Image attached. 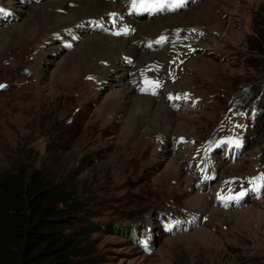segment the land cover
<instances>
[{"label":"rangeland","instance_id":"obj_1","mask_svg":"<svg viewBox=\"0 0 264 264\" xmlns=\"http://www.w3.org/2000/svg\"><path fill=\"white\" fill-rule=\"evenodd\" d=\"M52 1L0 0V175L23 162L73 185L88 220L120 229L92 230L96 264H264V109L252 103L264 94V0H196L212 20L163 23L170 67L159 74L165 61L149 53L146 76L173 82L174 96L140 94L165 105L149 114L114 72L102 79L106 61L79 67L75 50L100 30L77 26L76 0ZM191 1L155 16L175 20Z\"/></svg>","mask_w":264,"mask_h":264},{"label":"trees","instance_id":"obj_2","mask_svg":"<svg viewBox=\"0 0 264 264\" xmlns=\"http://www.w3.org/2000/svg\"><path fill=\"white\" fill-rule=\"evenodd\" d=\"M252 103L264 109V94ZM56 176L23 162L0 175V264H96L86 243L92 230H120L88 220L94 213L76 188Z\"/></svg>","mask_w":264,"mask_h":264},{"label":"bare ground","instance_id":"obj_3","mask_svg":"<svg viewBox=\"0 0 264 264\" xmlns=\"http://www.w3.org/2000/svg\"><path fill=\"white\" fill-rule=\"evenodd\" d=\"M69 1L70 0H58L60 7H62L63 10H68L69 6H71V4H70L71 1L70 2ZM76 1L78 2V6L72 5V8L75 10L78 9L77 12H78V15L80 17L79 18L80 23L77 26H80L82 23L88 24L89 22H91L90 25H92L93 27H96L98 30H100V32L95 33L96 34L95 37H92L90 39L83 41L78 46V48L75 50L76 51L75 54L77 56V59L80 62L79 67L80 68H84V67L86 68L87 67V64L85 63L86 57H99V58L103 59L104 61H106L109 64V66L105 70V72H107V73L103 72L102 79H106V78L111 77L113 72H114L116 76L112 77L113 78L112 82L116 85V87H117L116 89H118L119 92L122 94V96H121V94H120V96L121 97H123L125 95L127 97L131 96L130 102H132L133 108L135 110L141 111L145 114L151 113L152 108H154L156 110H160V109L163 110L165 105L163 103H161V101H158L154 98L141 96L140 94L144 93V94H148L149 96H151V94L163 93L166 96H168L169 98L174 96L173 95L174 84H172L173 82L171 83L169 80L162 79V78L158 79L159 76L156 79H151L150 77L146 76L148 73L151 72L149 70V68L147 66H145L146 63H149V61H151L157 57V55L155 57H151L149 55L150 56L149 57L148 56L149 53H160V56L158 58L162 59V61H165V66H164L165 69L164 70L161 69L162 71H159V74L163 73L164 71L167 72L169 70V67H170L169 66V55L173 51V46L177 43L173 42L174 39H171L170 36L164 32V29L167 26L169 28V26L172 24H163V23L168 22V21H175V22L182 21V20L184 21V20H187V18H189V16L192 14H196V16H198L200 18V20L203 19L202 22L203 21H205V22L209 21L211 18L215 17V16H213V12H212L210 7L206 8V6L199 4L198 1H196V0H192V1L189 0V1H191L190 5L192 4L193 7L191 8V7H189L190 5H188L186 10H188V9L189 10L183 11L182 13H179V16L175 20H173L171 18H165V20H164V18H159L161 16H154L153 18H151V16H149L147 14H141L139 16L129 14L128 13V9H129L128 6L132 2V0H96V1H94V0H76ZM51 2H54V1L51 0ZM58 2L55 3V5L57 4L56 7H58ZM88 2H91V3H88ZM50 4H52V3H50ZM195 4H196V6H194ZM36 8L37 7L33 6L30 10H23L26 14L25 20L28 19L29 17H31V15L33 14V12ZM40 8H41V6H40ZM194 8H195V10H194ZM71 12H72V10H71ZM49 15H50V12H49ZM70 15H72V14H70ZM35 17L37 18V16H35ZM35 17H33V18H35ZM57 17L60 18L59 20L68 19V18H63L61 16H57ZM75 18H76V16H75ZM149 18H151V19H149ZM40 19H41V17H40ZM47 19H49V18H47ZM189 19H191V18H189ZM37 20H39V18H37ZM50 20L52 22H54L53 26H56L59 23V22L58 23L56 22V19L54 17H51ZM110 20H112L114 22V29L111 30L110 29L111 26L108 29H110L111 31H114V32H112L110 34H106L107 33V25L110 24L109 23ZM152 20H154V21L150 22L148 24V22L152 21ZM61 22H63V21H61ZM95 23H98V24H95ZM161 24H163V25L160 28L154 29ZM77 26H75V27L77 28ZM151 26H155V27L150 28ZM11 28L17 34L21 35L22 30L19 28V26L14 25ZM37 29H39V27H37V26L32 27V28L27 27V31L25 32V34L26 35H28L29 33L34 34V32ZM77 29L79 30V32H81V27H78ZM93 31H94V29H93ZM69 33H71L72 35H78V34L73 33V31H71V30L69 31ZM195 35L196 34L191 33L189 35V37H192L191 39H193L197 36V35L196 36ZM197 37H199V36H197ZM104 38L107 39L110 44L107 43L108 45H105V46H107V48H105L104 45L102 44L105 49L100 50L99 47L101 46V43H103ZM182 39H184V38H182ZM200 40L203 41L204 38H202L200 36ZM149 41H151V43H152L151 44L152 46H150V47H156L157 45L153 44V42L156 41L158 46H159V49L157 51H149V50L145 51L144 44H146ZM158 42L160 43V45ZM168 48H172V50L169 51ZM205 48L206 47H203V49H205ZM166 49H167V51H165ZM128 60H130V62H128ZM135 67H137L138 84L139 85L135 84L132 81V78H133L132 75L135 74V70H134ZM153 72L156 73L157 71L154 70ZM90 77H91V75H90ZM149 79L153 80L152 81L153 87L152 86H150V87L144 86V81L149 80ZM154 84H156V85L154 86ZM147 117L149 119V116H147Z\"/></svg>","mask_w":264,"mask_h":264},{"label":"snow or ice","instance_id":"obj_4","mask_svg":"<svg viewBox=\"0 0 264 264\" xmlns=\"http://www.w3.org/2000/svg\"><path fill=\"white\" fill-rule=\"evenodd\" d=\"M0 87H3L2 85H0Z\"/></svg>","mask_w":264,"mask_h":264}]
</instances>
